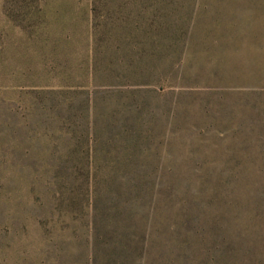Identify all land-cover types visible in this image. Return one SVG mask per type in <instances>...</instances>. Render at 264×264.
I'll list each match as a JSON object with an SVG mask.
<instances>
[{
    "label": "rangeland",
    "instance_id": "1",
    "mask_svg": "<svg viewBox=\"0 0 264 264\" xmlns=\"http://www.w3.org/2000/svg\"><path fill=\"white\" fill-rule=\"evenodd\" d=\"M0 161V264H264V0H0Z\"/></svg>",
    "mask_w": 264,
    "mask_h": 264
},
{
    "label": "trees",
    "instance_id": "2",
    "mask_svg": "<svg viewBox=\"0 0 264 264\" xmlns=\"http://www.w3.org/2000/svg\"><path fill=\"white\" fill-rule=\"evenodd\" d=\"M52 168H54V166L48 165L47 163H19L0 161V190H2L1 193H4V195H6L8 194V192L11 193L14 190V183L16 182L13 177L14 173H16V176L21 177L24 181H26V184L30 188L31 192H36L40 196H45V193L47 191H53L52 189L54 188L47 182L48 172H50ZM19 188L20 187H18V189ZM18 189L16 188L15 191ZM67 195L69 197V193ZM66 203L68 206L67 208H69L71 206L76 205L77 201L73 198H68L64 204ZM39 208H42V211H44L47 207L45 205H42L39 206ZM25 210L26 209L24 208V211ZM46 213L51 214L49 207ZM21 222L22 220L17 214L15 215L14 213H7V210L5 208V200L3 197H0V226L8 228V225H11V227L14 228L19 226ZM240 237L241 236H239V238Z\"/></svg>",
    "mask_w": 264,
    "mask_h": 264
}]
</instances>
